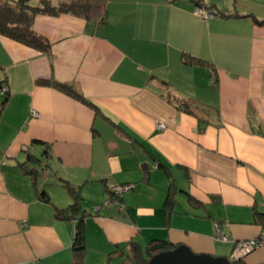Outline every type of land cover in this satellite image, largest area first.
Instances as JSON below:
<instances>
[{
    "label": "crops",
    "instance_id": "1",
    "mask_svg": "<svg viewBox=\"0 0 264 264\" xmlns=\"http://www.w3.org/2000/svg\"><path fill=\"white\" fill-rule=\"evenodd\" d=\"M201 4L206 18L181 5L189 30L173 32L177 16L162 27L168 34L153 20L148 58L98 38L91 18L73 13L35 19L52 56L0 34V264H75L81 220L80 264H142L155 238L228 257L263 232L264 24L246 16H256L250 4L231 16ZM183 52L212 66L184 64ZM50 77L99 111L39 83ZM114 185L132 187L118 196ZM69 187L109 202L96 214L82 207L76 222L58 218L74 201ZM243 262L264 264V241Z\"/></svg>",
    "mask_w": 264,
    "mask_h": 264
},
{
    "label": "rangeland",
    "instance_id": "2",
    "mask_svg": "<svg viewBox=\"0 0 264 264\" xmlns=\"http://www.w3.org/2000/svg\"><path fill=\"white\" fill-rule=\"evenodd\" d=\"M38 1L39 0H31L32 3H37ZM54 1L60 2L62 0H54ZM166 1H170V2L163 3ZM89 2L91 4V8L88 11L89 13L88 17L91 18V21L87 23V28L89 30L93 31L94 34L95 32L100 34L98 38H100V36L102 37V39L109 38L111 44H115L116 41L118 42L120 40L121 43H124L126 46H128V49L136 47V50H139V52L142 51V53L145 55L146 58L149 57L147 46L150 48L152 44L151 39L156 40L152 36V34L148 32V30H150L149 25L154 23L153 20L160 21L159 26L161 27V32L167 34L168 32L165 31V28L162 27L166 25V22L170 15L177 16L175 20V24L173 25V32H183L185 26L186 29L188 30L192 28V26L195 27V25L192 23V20L194 18L184 19V17H182L181 15L182 13L183 15L186 14L184 13V9H186V7H183L181 5L184 4L186 5L189 3L195 9L194 12L197 15H199L200 17H205V16L208 17L207 12L209 11V7L206 8L204 6L202 7L199 6L201 3H208V5H213L216 9L222 11L231 10L233 12L237 10V5L242 6V5L250 4L257 9L256 10L257 13H255L256 16L259 18H264V0H89ZM160 3H163V5ZM155 4H160L159 6L160 12L158 14L153 13L154 10L156 9ZM199 11H201V13H199ZM66 13L67 12H62L59 15ZM78 15H82V14H78ZM83 16L85 15L83 14ZM98 22L100 23L99 27H98L99 25ZM174 35L175 37H177L175 33ZM189 43L193 44L194 42L193 40H191L189 41ZM155 62L156 61H154V63ZM66 185L68 187V184ZM108 189L113 190V187L111 188V186H109ZM64 191H66V188H64ZM121 195L123 196L124 193H121L118 196ZM83 196H81L79 200L81 202L80 204L81 207H83V209L91 207L90 210L88 209V212L93 214H96L97 212L101 211L102 206L106 205L109 202L108 200L104 202L103 200H101V202H99L98 197H95V194L94 195L88 194L86 195V197L84 196V198ZM73 203L74 201L70 204ZM72 216H75V214H73ZM68 218L65 217V219ZM73 220L74 222H76L77 219L74 218ZM217 224L222 225L221 223H217ZM217 224H216V228H217ZM225 224H229V223H225ZM220 227L222 229V232L224 233L223 227L222 226ZM225 235L228 237V240L225 241H229L231 238L227 234ZM218 239H220L219 233H218ZM238 241L235 242L234 249ZM234 249L231 255L228 256L233 262V264H235V262L237 261L244 260V258L247 255L246 254L242 257L235 258L233 257ZM152 257L153 256H151L149 260Z\"/></svg>",
    "mask_w": 264,
    "mask_h": 264
},
{
    "label": "trees",
    "instance_id": "3",
    "mask_svg": "<svg viewBox=\"0 0 264 264\" xmlns=\"http://www.w3.org/2000/svg\"><path fill=\"white\" fill-rule=\"evenodd\" d=\"M199 3V1H198ZM199 6H203L200 4ZM214 9L215 14L221 16H231L226 11L216 9L213 5L210 6ZM91 8L89 0H62L55 2L54 0H39L37 3H32L31 0H0V34L14 39L20 43L28 45L48 56H52L53 43L47 36L39 33L35 30V19L40 15L57 16L62 12L73 14H84L88 17V11ZM202 10V9H201ZM201 13V11H199ZM208 15L211 12H207ZM233 16V15H232ZM236 16V15H235ZM246 16L252 17L257 24H264V18L260 19L253 14H247ZM182 62L184 64H198V65H211L210 61L205 58L195 56L191 53L183 52ZM212 66V65H211ZM39 83L57 88L64 93L75 97L83 103L93 107L96 111H99V106L86 98L80 91L72 84L62 82L54 77L40 79ZM5 85L0 84V91ZM8 88V87H7ZM5 99L0 102V112L2 111L3 104L6 102L8 91L4 94ZM186 98L178 99L179 108H184L187 111L189 109V101ZM70 192L74 198V203L70 204L66 208H56V216L59 218H75L73 214L82 211L80 191L70 187ZM49 201V198H46ZM257 218L264 220V212H256ZM83 220L77 225L75 230V241L73 244V253L75 257V264L82 262V257L85 252V233L83 227ZM136 245H134L135 247ZM178 244H174L168 240L152 239L147 246L148 258H144L141 255L142 264H146L151 256L156 255L162 251L171 250L177 247ZM138 253L141 252V248L136 246ZM235 264H246L243 260L235 262Z\"/></svg>",
    "mask_w": 264,
    "mask_h": 264
},
{
    "label": "water",
    "instance_id": "4",
    "mask_svg": "<svg viewBox=\"0 0 264 264\" xmlns=\"http://www.w3.org/2000/svg\"><path fill=\"white\" fill-rule=\"evenodd\" d=\"M146 264H233L227 256L197 253L181 244L171 250L154 255Z\"/></svg>",
    "mask_w": 264,
    "mask_h": 264
},
{
    "label": "built area",
    "instance_id": "5",
    "mask_svg": "<svg viewBox=\"0 0 264 264\" xmlns=\"http://www.w3.org/2000/svg\"><path fill=\"white\" fill-rule=\"evenodd\" d=\"M6 91H8V88H7V86H4L2 88V93L5 94ZM33 113L35 116H37L39 114L36 110H34ZM158 126H159V128H164L165 124L159 123ZM131 187H132V185H114L113 191L121 194L123 192L129 191L131 189ZM226 225H228V224H226ZM220 226H222V225L217 224V230L219 233V238L223 239V241L228 240V237L222 232V229ZM263 241H264V230L256 238L238 241L236 244V247L234 249V252H233V257L239 258V257H242L246 254H249L251 251H253L256 248H258L259 246H261Z\"/></svg>",
    "mask_w": 264,
    "mask_h": 264
},
{
    "label": "bare ground",
    "instance_id": "6",
    "mask_svg": "<svg viewBox=\"0 0 264 264\" xmlns=\"http://www.w3.org/2000/svg\"><path fill=\"white\" fill-rule=\"evenodd\" d=\"M236 261V260H235Z\"/></svg>",
    "mask_w": 264,
    "mask_h": 264
}]
</instances>
